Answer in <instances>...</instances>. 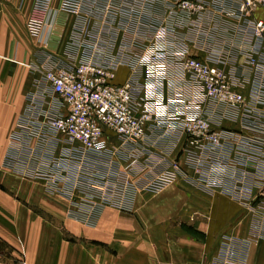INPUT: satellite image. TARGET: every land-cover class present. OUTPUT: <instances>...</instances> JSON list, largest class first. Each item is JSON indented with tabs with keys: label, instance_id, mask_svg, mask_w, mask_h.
<instances>
[{
	"label": "crops",
	"instance_id": "obj_1",
	"mask_svg": "<svg viewBox=\"0 0 264 264\" xmlns=\"http://www.w3.org/2000/svg\"><path fill=\"white\" fill-rule=\"evenodd\" d=\"M179 1L0 0L1 81L12 62L63 61L72 46L81 50L88 44L95 62L114 69V83L129 82L156 109L176 107L183 88L191 93L190 107L198 100V87L182 68L187 56L221 68L244 97L236 108L206 97L196 102L210 128L222 135L220 146L205 155L202 177L195 166L184 164L187 137L176 122L153 119L134 143L106 133L114 148L142 155L119 159L125 173H133L135 161L148 159L144 150L155 149L154 143L171 146L163 157L176 159L182 169L159 167L134 189L129 210L107 206L92 226L68 217L61 219V230L54 215L14 213L25 207L13 185L14 178H22L1 164L0 240L10 247L0 253V264H213L221 237L246 245L244 258L224 264H264V237L252 230L257 213L245 208L264 201V40L253 33L254 22L264 20V8L243 14L239 0H193L202 10L186 13ZM89 29L92 41L87 42ZM5 132L0 163L12 131ZM150 168L142 166V173Z\"/></svg>",
	"mask_w": 264,
	"mask_h": 264
},
{
	"label": "rangeland",
	"instance_id": "obj_2",
	"mask_svg": "<svg viewBox=\"0 0 264 264\" xmlns=\"http://www.w3.org/2000/svg\"><path fill=\"white\" fill-rule=\"evenodd\" d=\"M85 32L89 38L87 42L92 41V29ZM140 46L137 44L135 48L141 49ZM81 48L80 50L77 45L72 46L68 58L63 61H54L53 57H47L41 65L12 62L9 68L7 65L5 79L1 81L0 78V157L6 145L5 131H12L0 166L3 164V167L22 178L13 179L14 192L15 198L27 209L24 207L20 211L15 208L14 213L36 214L45 218L54 215L58 219L54 224L61 230L64 224L61 221L63 218L69 217L92 226L103 208L107 206L129 210V201L134 189L148 183L159 167L169 164L182 169L176 159H173V162L163 157L169 155L171 146L161 149L163 143L161 145L154 143L155 149H146L143 153L150 157L139 162L134 159L135 162L131 167L133 173L130 171L125 173V170H119V159L123 162L130 157L142 155H135L128 148L127 150L114 148V144L109 143L108 139L109 134L116 135L114 132L107 131L104 146L92 150L84 148L78 139L68 140L65 135L53 129L51 120L65 113L67 108L60 95L52 89L45 75L49 70L72 67L82 61L95 62L92 45L87 44ZM197 87L198 92L195 96L198 99L196 102L200 105L205 96L200 86ZM190 94L187 88H183L179 95L180 101L171 110L160 109L158 105L156 109L155 105H149L153 119L176 122L184 132L181 128L184 119L194 115L205 117L196 102L190 107ZM22 107L25 109L19 117V123L14 125L15 114L20 112ZM186 137L187 140L181 149L184 164L195 166L201 177L205 176L203 174L207 165L205 155L212 149L203 142L199 144L190 142L187 134ZM157 148L161 149V152ZM139 151L141 150L138 149L137 152ZM142 166L151 168L142 173ZM2 175L3 172L0 170V179ZM42 185L44 191L41 190ZM260 195L264 198V187ZM26 199H29V202H25ZM258 202L254 206L251 204L245 208L247 213H252L250 210H255L257 213L252 227L253 235L264 237V201ZM27 224L29 225L30 222ZM217 245L219 252L211 259L213 264H224L227 260L244 258L243 250L246 245L239 240H226L221 237ZM9 247L0 240V253L8 251Z\"/></svg>",
	"mask_w": 264,
	"mask_h": 264
},
{
	"label": "built area",
	"instance_id": "obj_3",
	"mask_svg": "<svg viewBox=\"0 0 264 264\" xmlns=\"http://www.w3.org/2000/svg\"><path fill=\"white\" fill-rule=\"evenodd\" d=\"M177 4L186 13L199 12L203 8L193 0H180ZM258 7L264 8V0H239L240 13L249 14ZM253 33L264 40V20L254 22ZM182 68L200 86L206 99L233 108L243 103V95L216 65L187 56L182 61ZM45 76L67 108L50 123L68 140L78 139L84 148L98 150L104 146L107 131L128 143L144 138L147 126L153 120L149 102L145 96L135 94L129 82L114 83V69L82 61L72 67L49 70ZM181 128L194 144L203 142L211 149L221 144L222 135L210 128L208 118L194 115L184 119Z\"/></svg>",
	"mask_w": 264,
	"mask_h": 264
}]
</instances>
